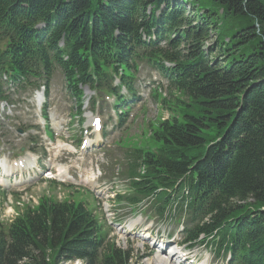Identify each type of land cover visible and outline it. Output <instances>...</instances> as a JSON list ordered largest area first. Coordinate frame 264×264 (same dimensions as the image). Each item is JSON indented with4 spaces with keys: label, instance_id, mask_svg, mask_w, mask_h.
<instances>
[{
    "label": "trees",
    "instance_id": "16d2710c",
    "mask_svg": "<svg viewBox=\"0 0 264 264\" xmlns=\"http://www.w3.org/2000/svg\"><path fill=\"white\" fill-rule=\"evenodd\" d=\"M162 2L171 9L161 22L178 34L165 54L180 69L176 94L163 100L168 118L150 127L151 142L163 145L160 156L147 157L149 174L174 181L196 164L197 187L217 191L197 232L217 230L233 240L241 264H264L263 0H0V13L44 16L53 40L69 36L70 61L79 70L110 61L118 50L115 30L119 40L137 43L152 22L146 8ZM100 50H108L105 57ZM210 130L219 131V143L208 138ZM9 233L8 246L0 234V264H96L95 224L79 205L43 201ZM129 260L110 249L101 264Z\"/></svg>",
    "mask_w": 264,
    "mask_h": 264
},
{
    "label": "rangeland",
    "instance_id": "374dc122",
    "mask_svg": "<svg viewBox=\"0 0 264 264\" xmlns=\"http://www.w3.org/2000/svg\"><path fill=\"white\" fill-rule=\"evenodd\" d=\"M210 43L211 42H208L207 43L209 47H210ZM182 48L183 47H181L180 49H182ZM57 112L58 113L64 112L63 106H57ZM159 117L160 118H166L167 117V114L165 112H161L158 109L155 111V113H154V110H152V112H150L148 115H146L144 117V119H142V121L138 123V125H137V127L135 129V132H133L130 136H135V135L136 136H139L141 134V132H143L145 130L144 122L148 118H153V120H155V119H157ZM48 189L51 190V188H48L47 186H44V187H35L31 191H29V193L31 195V199L27 198V196H25V195H22L21 196V201H23V203H33L35 201V199L42 194V192H44L45 190H48ZM62 190L64 191L65 195H67V196L69 195V191L68 190H65V189H62ZM67 198H72L73 200L76 201V200H79L81 197L76 196V195H74V196L73 195H70V197H67ZM8 200H9V203L11 204V206L13 208H15V205H16V199H15V197L14 196H10L8 198ZM8 214L10 215V217H12L14 215L12 212H8ZM4 220H6V219H4ZM120 243L121 242H119V244ZM142 253L143 252H141V250L139 248V245L133 247V251L129 255V257H131L133 259L129 260L127 262V264H146V263H148L149 261L147 262V259H142V256H143ZM160 258H162V257H159V259ZM66 264H84V263L82 261H80V260H76V261L68 262Z\"/></svg>",
    "mask_w": 264,
    "mask_h": 264
},
{
    "label": "bare ground",
    "instance_id": "6f19581e",
    "mask_svg": "<svg viewBox=\"0 0 264 264\" xmlns=\"http://www.w3.org/2000/svg\"><path fill=\"white\" fill-rule=\"evenodd\" d=\"M147 262H148V260H147ZM146 264H165V263H163V261H162V259L160 258H157L156 260H153V261H151V262H148V263H146Z\"/></svg>",
    "mask_w": 264,
    "mask_h": 264
}]
</instances>
